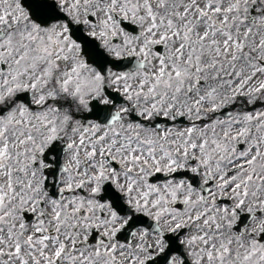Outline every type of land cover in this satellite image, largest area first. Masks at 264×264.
<instances>
[{"label":"snow or ice","instance_id":"1","mask_svg":"<svg viewBox=\"0 0 264 264\" xmlns=\"http://www.w3.org/2000/svg\"><path fill=\"white\" fill-rule=\"evenodd\" d=\"M0 264H264V0H0Z\"/></svg>","mask_w":264,"mask_h":264}]
</instances>
